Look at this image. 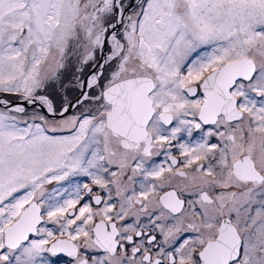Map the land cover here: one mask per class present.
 I'll return each instance as SVG.
<instances>
[{"label":"snow or ice","instance_id":"1","mask_svg":"<svg viewBox=\"0 0 264 264\" xmlns=\"http://www.w3.org/2000/svg\"><path fill=\"white\" fill-rule=\"evenodd\" d=\"M0 264H264V0H0Z\"/></svg>","mask_w":264,"mask_h":264}]
</instances>
